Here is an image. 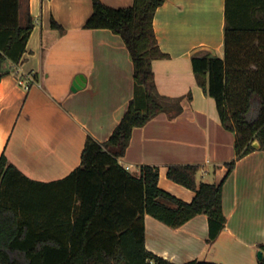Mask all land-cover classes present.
<instances>
[{"label":"crops","instance_id":"1","mask_svg":"<svg viewBox=\"0 0 264 264\" xmlns=\"http://www.w3.org/2000/svg\"><path fill=\"white\" fill-rule=\"evenodd\" d=\"M108 7L133 0H101ZM33 28L17 63L3 64L0 78V156L24 176L40 182L66 177L80 165L88 135L105 141L133 95L132 62L121 37L108 29L83 27L91 0H20L19 17ZM54 18L62 30L51 27ZM153 30L166 57L154 59L155 88L165 110L134 127L121 166L137 175L158 167L157 186L190 202L194 192L167 177L170 165L199 166L197 182H222L223 229L208 242V219L197 214L172 228L145 214V248L173 263L203 260L258 264L264 251V150L235 160V134L219 120L215 102L197 85L191 57L223 48L224 0H164ZM19 74L35 78L28 90ZM85 81L72 91L75 77Z\"/></svg>","mask_w":264,"mask_h":264},{"label":"trees","instance_id":"2","mask_svg":"<svg viewBox=\"0 0 264 264\" xmlns=\"http://www.w3.org/2000/svg\"><path fill=\"white\" fill-rule=\"evenodd\" d=\"M163 2L133 0L112 8L91 0L83 27L121 37L132 62V98L105 141L86 137L80 165L62 179L31 180L0 156V264H177L145 248V214L172 228L205 214L208 242L223 229L222 182L198 183V165L168 167L169 179L194 192L185 202L157 186V166L143 165L135 175L118 162L132 129L165 110L151 68L152 60L167 56L152 25ZM19 7L20 0H0V78L9 72L5 62L20 60L33 28L28 12L19 17ZM51 27L62 30L53 17ZM191 67L222 126L235 134L228 174L236 159L256 149L254 139L264 150V0H224L222 56L194 55Z\"/></svg>","mask_w":264,"mask_h":264},{"label":"water","instance_id":"3","mask_svg":"<svg viewBox=\"0 0 264 264\" xmlns=\"http://www.w3.org/2000/svg\"><path fill=\"white\" fill-rule=\"evenodd\" d=\"M84 81H85V77L81 74H78L75 77L74 81L72 82L71 90L75 91V90L79 89ZM251 144L254 148H256V149L259 148V143L256 139H254ZM261 257H262V251H258L257 252V258L260 259Z\"/></svg>","mask_w":264,"mask_h":264},{"label":"built area","instance_id":"4","mask_svg":"<svg viewBox=\"0 0 264 264\" xmlns=\"http://www.w3.org/2000/svg\"><path fill=\"white\" fill-rule=\"evenodd\" d=\"M14 72L17 73L19 77V82L22 84L24 90H28L33 82H35V78L32 74H19V72L14 69ZM128 170V166L124 167Z\"/></svg>","mask_w":264,"mask_h":264},{"label":"rangeland","instance_id":"5","mask_svg":"<svg viewBox=\"0 0 264 264\" xmlns=\"http://www.w3.org/2000/svg\"><path fill=\"white\" fill-rule=\"evenodd\" d=\"M220 56H222V54Z\"/></svg>","mask_w":264,"mask_h":264}]
</instances>
